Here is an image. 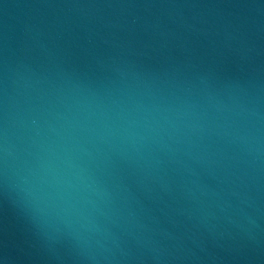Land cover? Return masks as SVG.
<instances>
[{
    "label": "water",
    "instance_id": "1",
    "mask_svg": "<svg viewBox=\"0 0 264 264\" xmlns=\"http://www.w3.org/2000/svg\"><path fill=\"white\" fill-rule=\"evenodd\" d=\"M0 264H264V0H0Z\"/></svg>",
    "mask_w": 264,
    "mask_h": 264
},
{
    "label": "clouds",
    "instance_id": "2",
    "mask_svg": "<svg viewBox=\"0 0 264 264\" xmlns=\"http://www.w3.org/2000/svg\"><path fill=\"white\" fill-rule=\"evenodd\" d=\"M73 208L74 205H69L67 207L61 208L60 211L57 212V217L63 219L66 223L71 224L72 221L70 219H67V217H71L73 215ZM61 213H63V216H61Z\"/></svg>",
    "mask_w": 264,
    "mask_h": 264
}]
</instances>
